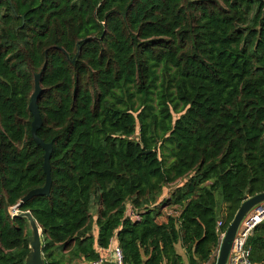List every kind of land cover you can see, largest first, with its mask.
Here are the masks:
<instances>
[{"label":"trees","instance_id":"trees-1","mask_svg":"<svg viewBox=\"0 0 264 264\" xmlns=\"http://www.w3.org/2000/svg\"><path fill=\"white\" fill-rule=\"evenodd\" d=\"M43 67L51 189L18 210L45 264L97 262L113 239L123 264H215L216 223L264 192V0H0V264H24L9 209L45 182ZM163 206L178 215L159 223ZM248 245L264 264V222Z\"/></svg>","mask_w":264,"mask_h":264},{"label":"water","instance_id":"water-1","mask_svg":"<svg viewBox=\"0 0 264 264\" xmlns=\"http://www.w3.org/2000/svg\"><path fill=\"white\" fill-rule=\"evenodd\" d=\"M42 71L33 78V92L30 97V102L28 105V111L32 115V122L30 125V134L32 140L35 142L37 146H39L44 154H43V164L42 169L45 176V182L43 187L33 189L29 191L17 204V206L9 209V214L12 217H20L27 220L28 227H29V236H28V244H29V252L24 260V264H45L44 258L42 256V239L41 233L42 230L38 227L37 223L31 216L30 212H22L18 209L28 202L30 199L38 196H49L50 189H51V178H50V156L53 150L52 143H44L40 138L37 136V132L39 131L42 125V119L39 113L38 108V99L41 96L42 89H41V76ZM264 202V192L257 194L252 197H244L243 202L241 203L240 207L236 211L233 219L228 224L224 237L220 243L218 254L216 257L215 264H227L228 256L232 247V243L234 238L238 232V229L246 217V215L254 209L256 206L260 205ZM103 264H113L112 262L105 261Z\"/></svg>","mask_w":264,"mask_h":264},{"label":"built area","instance_id":"built-area-1","mask_svg":"<svg viewBox=\"0 0 264 264\" xmlns=\"http://www.w3.org/2000/svg\"><path fill=\"white\" fill-rule=\"evenodd\" d=\"M130 217V216H129ZM137 219V216H136ZM264 222V202L252 209L243 219L238 232L232 243V247L228 256L227 264H263L251 261V248L248 245L249 238L253 235L255 228ZM222 222L216 223V233L218 235V249L224 237L225 231L221 232ZM217 249V253H218ZM105 261L113 264H123L122 251L115 246L110 253V258H101L97 262L91 264H103Z\"/></svg>","mask_w":264,"mask_h":264},{"label":"rangeland","instance_id":"rangeland-1","mask_svg":"<svg viewBox=\"0 0 264 264\" xmlns=\"http://www.w3.org/2000/svg\"><path fill=\"white\" fill-rule=\"evenodd\" d=\"M183 184V182L179 181L174 185H170L167 187V189L165 190L163 196L158 200V202L164 200V199H168V197L170 196V194H172V192L175 190L176 187L181 186ZM215 199L217 202V215L219 217H223L226 214V210H227V206L221 201V196L219 192H215ZM163 211V216L158 220L159 223L164 222L166 220V218L168 216H177L179 209L178 207H164L162 208ZM126 215L130 216V218L132 220H136V213L134 212V214L132 215L131 213V208L128 206L127 211H126ZM96 229H94L95 231ZM218 254V253H217ZM79 264V263H76Z\"/></svg>","mask_w":264,"mask_h":264},{"label":"crops","instance_id":"crops-1","mask_svg":"<svg viewBox=\"0 0 264 264\" xmlns=\"http://www.w3.org/2000/svg\"><path fill=\"white\" fill-rule=\"evenodd\" d=\"M115 246H117V242H116V240L115 239H113V241H111V246H110V248L106 251V253H107V258L109 259L110 258V253H111V250L115 247ZM182 252L181 251V249H180V247H179V245H177V252Z\"/></svg>","mask_w":264,"mask_h":264}]
</instances>
